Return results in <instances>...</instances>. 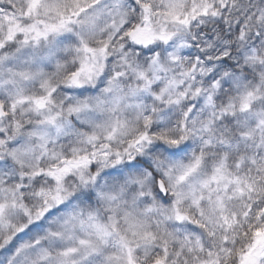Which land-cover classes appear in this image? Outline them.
<instances>
[{
	"label": "snow or ice",
	"instance_id": "6c2138e0",
	"mask_svg": "<svg viewBox=\"0 0 264 264\" xmlns=\"http://www.w3.org/2000/svg\"><path fill=\"white\" fill-rule=\"evenodd\" d=\"M0 264H264V0H0Z\"/></svg>",
	"mask_w": 264,
	"mask_h": 264
}]
</instances>
